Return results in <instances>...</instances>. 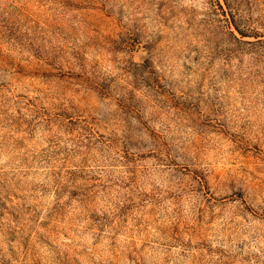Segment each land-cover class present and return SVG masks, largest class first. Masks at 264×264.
I'll return each mask as SVG.
<instances>
[{"label": "rangeland", "instance_id": "1", "mask_svg": "<svg viewBox=\"0 0 264 264\" xmlns=\"http://www.w3.org/2000/svg\"><path fill=\"white\" fill-rule=\"evenodd\" d=\"M0 264H264V0H0Z\"/></svg>", "mask_w": 264, "mask_h": 264}, {"label": "trees", "instance_id": "2", "mask_svg": "<svg viewBox=\"0 0 264 264\" xmlns=\"http://www.w3.org/2000/svg\"><path fill=\"white\" fill-rule=\"evenodd\" d=\"M236 25H237V28L239 29V31L243 34V36L248 35V34H247L248 31H246V30H244V29H241L240 26H238V24H236Z\"/></svg>", "mask_w": 264, "mask_h": 264}]
</instances>
